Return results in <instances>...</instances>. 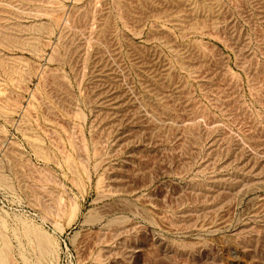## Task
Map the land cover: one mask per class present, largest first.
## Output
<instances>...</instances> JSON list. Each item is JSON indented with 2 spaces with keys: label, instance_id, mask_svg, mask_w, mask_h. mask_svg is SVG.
<instances>
[{
  "label": "rangeland",
  "instance_id": "obj_1",
  "mask_svg": "<svg viewBox=\"0 0 264 264\" xmlns=\"http://www.w3.org/2000/svg\"><path fill=\"white\" fill-rule=\"evenodd\" d=\"M2 252L264 264V0H0Z\"/></svg>",
  "mask_w": 264,
  "mask_h": 264
},
{
  "label": "bare ground",
  "instance_id": "obj_2",
  "mask_svg": "<svg viewBox=\"0 0 264 264\" xmlns=\"http://www.w3.org/2000/svg\"><path fill=\"white\" fill-rule=\"evenodd\" d=\"M59 17V16H58ZM61 18V17H60ZM67 18V17H66ZM57 21V20H56ZM59 24V23H58ZM66 24V23H65ZM63 25V24H62ZM40 233H41V231H39ZM36 233H38V231L37 232H35V234ZM37 235V234H36ZM37 237V239L38 240H40V241H42L43 240V238H44V240L46 239H48V238H45L46 237V235L44 236V233H42V236H41V234L39 235V236H36ZM45 240V241H46ZM45 241H42L43 243L45 242ZM49 242V241H48ZM48 242H45L44 244H45V248H47V246L46 245H48V244H46V243H48ZM50 245V244H49ZM49 245H48V247H49ZM41 246H43V248H44V245H41ZM5 253V252H4ZM3 254V252L0 254V255H2ZM6 255V254H5ZM5 255H2V256H0V264H4L6 261H7V259H6V256ZM5 257V258H4ZM6 260V261H5ZM6 264V263H5Z\"/></svg>",
  "mask_w": 264,
  "mask_h": 264
}]
</instances>
